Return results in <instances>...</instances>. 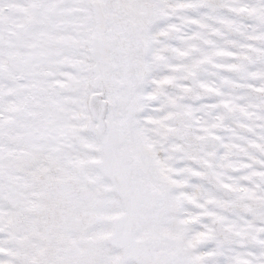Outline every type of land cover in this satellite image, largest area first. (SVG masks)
<instances>
[{
  "label": "snow or ice",
  "instance_id": "obj_1",
  "mask_svg": "<svg viewBox=\"0 0 264 264\" xmlns=\"http://www.w3.org/2000/svg\"><path fill=\"white\" fill-rule=\"evenodd\" d=\"M0 264H264V0H0Z\"/></svg>",
  "mask_w": 264,
  "mask_h": 264
}]
</instances>
